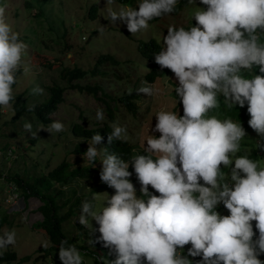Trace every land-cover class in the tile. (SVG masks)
Returning <instances> with one entry per match:
<instances>
[{
    "label": "clouds",
    "instance_id": "clouds-1",
    "mask_svg": "<svg viewBox=\"0 0 264 264\" xmlns=\"http://www.w3.org/2000/svg\"><path fill=\"white\" fill-rule=\"evenodd\" d=\"M176 4L177 0H140L138 8H109L106 18L124 23L135 35L153 19L174 12ZM201 4L206 8L192 13L196 26L189 30L169 26L164 47L154 57L161 69H170L178 79L175 92L182 100L183 116L159 111L153 129L159 138L150 135L143 148L147 155H136L132 161L147 203L137 197L129 180V162L98 150L96 145L103 140L99 133L88 140L83 153L88 165L102 162L100 180L115 194L99 211L83 201L77 220L98 231V240L116 252L114 264H192L188 256H201L200 264H264L259 259L264 254V162L236 155L246 136L241 123L209 115L220 106L218 95L229 108L247 103L248 124L264 140V0H201ZM5 13L0 6V107L7 108L14 99L17 72L31 69L22 60L27 45ZM254 66L261 74L244 75L242 69L251 71ZM43 91L33 89L35 94ZM138 91L159 94L150 86ZM35 106L27 110L34 111ZM95 119L101 125L105 122L102 109ZM31 128L30 123L24 125L25 131ZM110 128L109 143L128 142L125 126L113 122ZM41 129L51 134L63 131L64 125L52 121ZM257 146L264 148L259 141ZM221 165L230 172L222 171ZM149 185L158 196L149 194ZM221 203L230 215L216 211ZM89 217L98 228L93 229ZM14 243V232L0 235V249ZM65 244L59 245L61 264H83L80 250ZM188 244V255H181L177 249Z\"/></svg>",
    "mask_w": 264,
    "mask_h": 264
},
{
    "label": "rangeland",
    "instance_id": "rangeland-1",
    "mask_svg": "<svg viewBox=\"0 0 264 264\" xmlns=\"http://www.w3.org/2000/svg\"><path fill=\"white\" fill-rule=\"evenodd\" d=\"M139 2L140 0H132L130 3L113 0H0V6L6 8L7 22L27 45L22 60L31 69L26 74L22 69L17 72L13 96L20 93L25 104L39 103L48 97L50 84L64 86L63 99L49 115L50 120L46 123L33 112H23L12 118L11 104L7 108L0 107V235L6 231L14 232L15 243L7 248L13 249L17 258L25 254L30 256L26 260L12 261L10 264H56L54 261L61 264L59 249L51 250L49 253L40 250L50 243L41 230L30 226L31 222L40 218L36 210L39 200L34 195L24 198L15 178L32 181L34 177L46 172L63 158L71 165L87 163L83 153L87 151L90 138L73 136L70 131L72 122L84 126L100 124L95 119L98 109L103 110L105 121H108L106 114L108 107L113 114V121L109 124L115 122L126 127L128 141L133 145L134 159L137 149L144 147V144L146 146V139L150 135L157 138L160 136L159 132L153 131L157 121L156 114L161 110L174 111L172 109L174 106L178 108L175 88L179 86V82L175 74L168 69L154 81H145L143 73L147 70V62L137 52L136 41L151 36L164 47L163 37L167 35L169 26L189 30L190 27L196 26V23H190L192 13L199 7L206 6L196 0H188L176 13L150 21L147 29L135 35L127 30L124 23L117 21L113 24L106 18L109 8L114 10L122 6L138 8ZM92 3L96 5L93 18L87 13ZM101 53L111 54L117 62L115 64L105 62L100 65L99 68L104 73L86 74L80 79L72 80L80 84L98 85L100 89L95 94L68 87L66 81L59 76V69L62 66L77 65L81 68H90L96 56ZM42 61H48L51 65L47 66ZM145 86L158 89L159 94L148 96L138 91ZM37 87L44 90L42 94L33 92ZM132 89L138 94L137 106L134 111H129L116 100V97ZM52 121L63 123L64 130L50 134L41 129L47 128ZM26 123L32 125L30 132L24 129ZM33 133H37L35 138ZM96 147L98 150L102 149L101 143ZM248 150V146H241L236 155L241 156ZM132 161H129L128 170L132 173L129 180L136 189L137 197L140 198L141 185L132 167ZM256 161L264 162V154L262 153ZM94 164L98 168L102 167L100 160H96ZM231 167H234V161ZM225 172L229 173L230 168ZM99 173H95L90 179L76 178L60 186L61 193L56 195V201L59 203L64 199H68L69 203L74 195H82L79 205L73 208L72 214L61 224L65 234H76L79 228L77 224H80L77 218L83 201L90 202L93 210L99 211L104 204L108 206L107 197L115 194V190L105 183L103 184L106 187L88 193L96 183H102ZM149 187L150 195L158 196L159 193L150 185ZM66 207L67 204H64L58 211L63 212ZM218 211L222 212V209ZM91 222L93 229L98 228L96 222L91 221L89 217V224ZM82 228L86 230L79 234L77 242L85 249L100 252L103 263L111 264V259L117 258L115 251L105 246L104 250L97 249L89 237L90 235L99 237V232L84 225ZM84 248L78 249L83 257V264H95L93 255L84 254L86 253Z\"/></svg>",
    "mask_w": 264,
    "mask_h": 264
},
{
    "label": "trees",
    "instance_id": "trees-1",
    "mask_svg": "<svg viewBox=\"0 0 264 264\" xmlns=\"http://www.w3.org/2000/svg\"><path fill=\"white\" fill-rule=\"evenodd\" d=\"M113 1H117L120 3H130L132 0ZM186 1L188 0H177L175 10L172 13H176L180 9L182 4ZM196 1L201 4V0ZM95 11L96 5L94 3L90 4L87 13L91 18L95 17ZM156 19L158 18H155L153 20ZM190 23H196L195 19H191ZM162 48V45L154 37L151 36L136 41L137 52L147 62V70L143 73V79L147 82L154 81L157 76L168 70L167 68L161 69L159 65L155 63V54L159 53ZM42 62L47 66L51 65L48 61ZM105 62L109 64H115L117 60L109 53H101L96 56L90 68H81L77 65H72L71 67L62 66L59 69V76L66 81L68 87L76 88L79 91L86 90L95 94L96 91L100 89L98 85H90L86 83L80 84L78 82H73L72 80L80 79L86 74L94 75L96 73H104V71H102L99 67ZM242 71L244 75L249 76V78L254 75L261 74L259 72L258 66H254L251 71L245 69H242ZM63 91L64 86L52 83L48 86L49 94L44 101L30 104H25L23 98H21L20 93L16 94L15 96H13L14 99L11 102V107L13 109L12 118L18 117L23 112H33L42 122H48L50 120L49 115L56 110L57 105L63 99ZM137 97L138 94L134 89H132L129 92L124 93L123 95L117 96L116 100H118L126 108V110L134 111L137 106ZM218 100L220 104L219 108L210 110L209 115H215L221 120L231 119L235 123H241V126L246 131V136L242 139L241 146L249 147L248 152L242 153L241 155H246L249 159L256 161L262 156V153L264 154V148H261V153H257V149L260 148L257 146V139H259V142L261 144H264V140H261L257 133L248 124L250 114L247 112V103H245V106L243 108H241L238 104L234 105V107L229 108L225 104L224 97L222 95H218ZM30 105H36L34 111L27 110ZM176 107L178 108L176 109L175 106L172 108L174 112H176L178 116H183V105L182 100H180L179 96L176 102ZM106 114L108 121H105L102 125L94 124L92 126H84L81 123L72 122L70 125L71 134L76 137L91 138L94 134L99 133L103 138L101 142L102 149H106L107 154H115L119 158L127 162L132 161L133 145L129 141L127 143L119 140L113 141L111 143L108 142L107 137L111 132L109 122L113 121L112 111L108 107L106 108ZM143 148L144 147L137 149L135 156L147 155V153L144 152ZM153 159H155V157H153ZM179 166L180 165L178 164V167ZM100 170L101 168H98L95 164L94 166L88 165L87 163L71 165L66 159L63 158L46 172H43L42 174L34 177L32 181H25L20 179L19 177L15 178L16 184L21 187V193L24 198L28 197L29 195H34L39 200V204L36 206V210L39 212L40 218L31 222L30 226L31 228L41 230L47 237L50 244L46 248H40V250H43L44 253H49L51 250L59 249L61 241H67V244L64 245L65 247H68L69 245H75L77 249L82 250L84 248L77 242L79 234L81 232H85L86 230L85 228H82L83 225L77 224L79 228L74 235L65 234L61 229L62 222L72 214L73 208L79 205V202H81L82 199V195H74L73 200L69 203H67L68 199H64L60 203L57 202L56 195L61 193L60 186L68 184L70 181L76 178L90 179L95 173L100 172ZM221 170H226L223 165H221ZM55 183H57L58 185H54ZM200 183L203 184V181L201 180ZM104 187H106L105 184L96 183V185L92 189L88 190V193ZM148 191L150 194V187ZM139 196L140 198L145 200V203H147V196H144L141 192ZM64 204H67L66 209L63 212H59L58 208L63 206ZM220 208L222 209V212L218 211ZM216 211L220 215H230L229 210H227L222 203L216 207ZM4 218L5 217H3L2 220H4ZM255 223V221L252 222L253 231L258 235V231L255 228ZM89 238L91 240V243H93L97 249L99 248L100 250H104V245L101 244V242L98 240V237L90 235ZM255 238L256 237L254 236V239ZM188 249L189 246L185 245L183 250H180L181 255L187 256ZM85 250L86 253L84 254L90 253L91 255H93L95 264H104L99 254L100 252L98 253L89 248H86ZM29 257V254H25L17 258L15 251L11 248L0 250V264H10V262L12 261H22L28 259ZM116 259L117 258L111 259V264H114ZM188 259L192 262V264H200L202 257L188 256ZM259 259L261 261H264V254H261L259 256ZM54 262L58 264L57 261ZM142 264H146V261L142 262Z\"/></svg>",
    "mask_w": 264,
    "mask_h": 264
},
{
    "label": "built area",
    "instance_id": "built-area-1",
    "mask_svg": "<svg viewBox=\"0 0 264 264\" xmlns=\"http://www.w3.org/2000/svg\"><path fill=\"white\" fill-rule=\"evenodd\" d=\"M257 141H259V139H257ZM262 152V149L261 148H258L257 149V153H261ZM189 248H191V244H188ZM177 251H180V249L178 248Z\"/></svg>",
    "mask_w": 264,
    "mask_h": 264
}]
</instances>
